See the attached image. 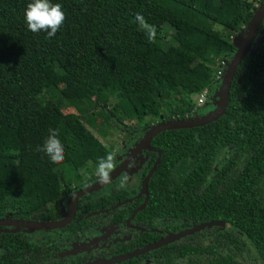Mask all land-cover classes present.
I'll return each mask as SVG.
<instances>
[{"label": "trees", "instance_id": "trees-1", "mask_svg": "<svg viewBox=\"0 0 264 264\" xmlns=\"http://www.w3.org/2000/svg\"><path fill=\"white\" fill-rule=\"evenodd\" d=\"M30 2L0 0V217L53 222L73 192L98 180V158L109 151L88 130L96 121L136 128L145 116L164 123L213 110L194 109L190 96L218 90L212 67L223 60L222 76L262 0H51L66 14L51 38L28 29ZM136 13L155 27L153 39ZM64 106L74 113L62 114ZM50 129L65 147L61 163L37 151ZM150 147L159 161L144 204V196L131 199L112 182L106 193L78 199L64 228L0 234V264L48 263L52 249L26 240L39 231L78 240L115 227L118 241L94 252L106 260L207 223L224 228L192 232L119 264H264V41L239 62L216 121L159 133ZM155 151L145 154L142 181ZM229 247L237 257L223 251Z\"/></svg>", "mask_w": 264, "mask_h": 264}, {"label": "water", "instance_id": "water-1", "mask_svg": "<svg viewBox=\"0 0 264 264\" xmlns=\"http://www.w3.org/2000/svg\"><path fill=\"white\" fill-rule=\"evenodd\" d=\"M264 17V0L260 3V5L256 8L254 11L252 17L250 18L248 24L246 25L244 29V35L241 39L240 43L236 46V50L233 54V56L228 61L225 70L221 76L219 88L215 92V96L217 97V100L214 102V108L213 110L198 118H191V119H184V120H171L164 123H158L154 126H151L147 131L144 132L138 143L135 145V147L130 151L127 160L118 166L114 171L111 173V178L114 180L118 174L121 172L122 168L125 167L132 158H134L137 154H139L141 151L147 150V151H155L150 148V141L152 138H154L159 133L165 132V131H171V130H178V129H192V128H198L203 127L205 125H208L211 122L216 121L225 111V108L228 104V93L230 84L232 81V78L234 76V73L236 71V68L239 64V62L243 59V57L249 52L251 44L255 38V35L258 31V28L262 22V19ZM261 33L264 34V26L261 29ZM237 40V37H236ZM259 41H264V38H261L256 41V43H259ZM156 152V159L144 177L142 183H141V193L144 195V201L143 204L146 202V184L148 182V179L152 175L156 165L159 161V153ZM106 185H102L97 180L95 183H93L90 186H87L81 190H78L70 195L67 204H66V211L63 216V218L59 221H53V222H16L12 223L15 227H21L23 229H26L27 231H37V230H56L63 228L65 225H67L74 216L75 211V203L78 199H80L83 196H86L88 194L97 192L101 188H104ZM142 206L139 208L141 209ZM3 225V224H1ZM211 226H220L218 223H207L200 225L198 227H195L191 230L184 231L182 233H178L176 235H170L167 236L165 240H162L154 245L144 247L141 250L126 254L122 257L107 261V262H100L98 264H111L117 261L125 260L131 257H134L138 254L144 253L149 249L155 248L160 245H164L166 243H169L172 240H176L180 237H183L185 235H188L192 232L209 228Z\"/></svg>", "mask_w": 264, "mask_h": 264}, {"label": "flooded vegetation", "instance_id": "flooded-vegetation-1", "mask_svg": "<svg viewBox=\"0 0 264 264\" xmlns=\"http://www.w3.org/2000/svg\"><path fill=\"white\" fill-rule=\"evenodd\" d=\"M262 37H263V35L261 33V29L259 30V28H258V31L255 35V38L251 44L250 49H252L253 44L257 40L261 39ZM138 141L134 142L131 146H129L126 149L125 155L123 156V158L121 160L117 161L116 168L118 166H120L121 164H123L127 160L126 158L128 157L130 151L135 147V145L138 143ZM152 150H154V149L152 148ZM148 152L152 153L154 151L144 150V151H141L139 154H137L134 158H132L130 160V162L125 167L122 168V170L118 174V176L114 180H112L113 185L116 186V183H115L116 179L125 173H127L129 175V177L137 175L140 182L142 183V178L140 176L139 170H140L142 164L144 163L145 154ZM107 186L108 185H106L104 188H101L100 190H98L96 196L101 195L103 193H106L107 190L105 188H107ZM99 191L100 192L102 191V192L100 193ZM142 196H144V195L141 193V185H139L137 191L133 195L130 194L131 199H139ZM69 197L67 198V200L64 204V208H63L64 212L66 211V204H67ZM62 213H63V211H62ZM16 222H28V221H22V220L14 219L8 215H3L2 217H0V234H27L26 229H23L21 227H15L12 225V223H16ZM128 222H129L128 220L125 221L124 225L128 229L130 228V229L136 230V228L130 226ZM1 224H3V225H1ZM67 225H65V226H67ZM218 227H220V229L224 228L221 225ZM118 233L119 232L117 231V229L115 227L108 226V227H104L102 229H97L95 231H91L86 236L82 237L81 239H78V240L75 239L74 240V238H72V239L68 240V238H66L65 235H63L62 237L59 235H56V234L55 235L51 234V235L47 236V235H43L44 233L42 234L39 231L38 233H34V234H31L28 237H26V240L29 241L30 243L47 244L45 246L47 252H48L49 248L52 249V258L46 264H98L100 262H107V261H110V260H113V259H116V258H119V257L126 255V254H123V255H119L116 257L107 258L106 260H103V259L98 258L97 255L94 253L97 250L103 249L104 247H106V245H111L112 243L118 241V239L116 238V235ZM20 239L22 240V238H20ZM49 240H50V242H49ZM48 242H49V244H48ZM154 244H156V243H154ZM154 244H151V245H154ZM151 245H149V246H151ZM157 247H159V246H157ZM157 247H155V248H157ZM155 248L149 249L146 252L153 250ZM229 248L230 249H226V250L223 249V251L224 252L227 251L228 255H230V257H234V258L237 257V251H235V248H231V247H229ZM141 249H143V248H141ZM141 249H139V250H141ZM136 251H138V250H136ZM133 252H135V251H133ZM146 252H144V253H146ZM144 253L136 255V257L140 256ZM127 254H129V253H127ZM125 260H127V259H125ZM125 260L117 261V262H114L111 264H119ZM132 264H145V261L143 258H140L135 263H132Z\"/></svg>", "mask_w": 264, "mask_h": 264}, {"label": "clouds", "instance_id": "clouds-1", "mask_svg": "<svg viewBox=\"0 0 264 264\" xmlns=\"http://www.w3.org/2000/svg\"><path fill=\"white\" fill-rule=\"evenodd\" d=\"M24 18L30 31L36 33L43 30L47 33L48 38H51L63 27L66 14L60 3H52L51 0H32L27 4ZM135 19L142 28L150 29L149 39H153L156 35L155 27L148 25L140 13H136ZM59 135L57 129H50L43 146L37 148V151L46 153L52 163H61L65 159V147L59 139ZM116 166L117 160L114 152H109L106 156L98 158L96 176L100 184L110 185L112 183L111 173ZM129 180V175L127 173L123 174L119 183L115 186L116 190H127Z\"/></svg>", "mask_w": 264, "mask_h": 264}, {"label": "rangeland", "instance_id": "rangeland-1", "mask_svg": "<svg viewBox=\"0 0 264 264\" xmlns=\"http://www.w3.org/2000/svg\"><path fill=\"white\" fill-rule=\"evenodd\" d=\"M216 29L219 31V33L225 34V31L221 27H217ZM163 30L166 33V38L164 42L169 43L171 30L167 27H164ZM262 35H263L262 38H264V34ZM229 40L235 42L236 33H230ZM223 64L224 61L218 59L216 61L215 66L212 67V76L215 79L217 78L218 72L222 73V68L219 66ZM214 94L215 93H212L210 90H205L199 94H194L190 96V99L194 104V109L201 108L202 111H205L207 110V108L213 107L214 102L217 100V97ZM41 98L45 101L50 100V96L46 93L43 94ZM61 112L62 114L74 113L73 110L65 106L64 108L61 109ZM95 124H96L95 129L88 128V130L109 152H114L116 154V160L119 161L125 155L126 149L135 142L134 137L136 135V130L144 131L145 129H147V127L145 126L146 124H149L150 126H154L158 124V117L151 118L145 116L143 118V123L138 125L136 128L134 127L135 124H131V123H127L125 127L112 126L111 124L110 126H103L99 121H96ZM120 177L116 179L115 182L116 185L119 183ZM139 185H141V182L138 176L137 175L130 176L129 187L127 188L126 191H128L131 195H133L137 191Z\"/></svg>", "mask_w": 264, "mask_h": 264}, {"label": "built area", "instance_id": "built-area-1", "mask_svg": "<svg viewBox=\"0 0 264 264\" xmlns=\"http://www.w3.org/2000/svg\"><path fill=\"white\" fill-rule=\"evenodd\" d=\"M220 76H221V73L218 72V73H217V78H219ZM217 78H216V79H217Z\"/></svg>", "mask_w": 264, "mask_h": 264}]
</instances>
